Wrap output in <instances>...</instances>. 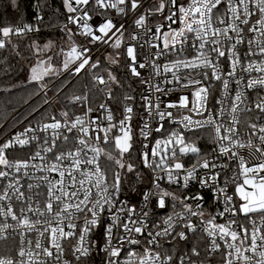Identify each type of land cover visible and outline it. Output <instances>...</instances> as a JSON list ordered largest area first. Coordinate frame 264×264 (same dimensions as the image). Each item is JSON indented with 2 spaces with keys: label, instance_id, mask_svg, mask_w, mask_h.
Listing matches in <instances>:
<instances>
[{
  "label": "snow or ice",
  "instance_id": "1",
  "mask_svg": "<svg viewBox=\"0 0 264 264\" xmlns=\"http://www.w3.org/2000/svg\"><path fill=\"white\" fill-rule=\"evenodd\" d=\"M99 6L103 7H113L115 8L117 4L125 5L126 0H117V4L107 5L104 0H96ZM185 0H161L159 8L153 9L149 12V15H155L156 12H163L166 8L168 9V15L166 20L169 22L167 27L168 31L162 32V24L155 26L154 31L152 29H146V31L152 32L150 39L145 41L151 48H155V57H162L169 54L175 55L177 58L171 63H166L163 65V72L170 73L171 79L167 76L164 78L163 85L160 83H153L155 77L161 75L160 64L157 60L151 61V67L154 72L150 73L148 79L141 77V72L138 69H145L148 65V58L146 57L145 62H139L137 60V52L134 46H126V58L131 59V64L126 66L130 69L133 76L141 77L142 83H147L149 85V92L152 94L159 93L160 95H155V103L152 99V95H141V100L146 102V111L148 117L158 121L156 126H150L149 120L141 118L143 124L139 129V135L149 143L144 144L142 142V148L140 152L142 154L143 163L145 167H151L155 171L160 169L164 171L167 176V181L169 185L179 184L178 177L181 172H185L183 175L184 186L187 187L191 180L198 179L197 169L203 167L207 171L203 173V178H199V183L201 187L208 188L213 184L216 187L213 189L214 194L218 201L222 200L224 205L223 212L219 213V216L223 217L226 213L230 214L233 219H230L227 224H216L214 223L215 217L206 221L207 227L205 231L208 236L213 237L212 250L216 251L219 245L215 243V237L219 235V239L224 240L225 237H231L232 241H236L238 237V232L232 227L236 224L235 219L239 214H244L246 217H250V214L259 213L260 222L257 225L255 219H252V232H251V250L255 253L258 247V241H260L259 246H264V234H260L261 230L264 229V136L260 137V145L256 146L251 141L247 145L235 140V131L233 128H224L223 124H220L217 119H214L217 115L223 116L228 109L225 107L229 99V86L231 80L235 79L237 92L235 98L232 99V112L235 113L240 109L239 105L244 101V94L240 91L241 80L237 79V67L239 66L241 71L251 73L252 71L264 72V65L256 64L249 60L248 66L245 68L241 62V57L237 56L238 45L244 42V36L241 35L243 30L239 28L237 21L240 24L249 25V17L253 15L250 10V5L254 4V7L258 9L262 17H264V0H227V8L222 14V17H228L231 22L227 23L226 27L220 28L215 27L212 23V15L214 10L219 12L220 6L225 4V0H192L188 7L184 6ZM64 4L67 8L68 13H81L80 15H70L68 17V23L76 24L77 27H82L83 31L81 34L89 39L91 43L96 44L97 42L103 45L111 46L115 49L121 47V38L124 31L127 29L123 24L116 27L111 19L107 21H100L99 27L96 34L93 32L92 27L88 23L90 18L88 13L83 10L82 6L90 4V0H64ZM140 7L137 0H130V8L133 12H136ZM178 9V12H177ZM119 12L124 13L125 8H119ZM179 13V14H178ZM229 13L231 14L229 16ZM198 17V18H197ZM145 15H140L139 18L135 19L134 23L137 27H142L145 24ZM220 24H225V19L221 18L217 21ZM179 23L182 25L178 30L172 28L171 25ZM257 24H264V19L257 21ZM229 29L235 32L236 42L229 46V42L232 40V36L229 35ZM31 30V29H28ZM12 29L4 27L0 29L4 37H9L12 34ZM23 30L16 29V34H20ZM71 32V30H69ZM250 32L261 31L253 25L248 29ZM195 33L192 37L189 34ZM157 34H160L159 36ZM261 36L264 37V31H261ZM132 39L136 40L137 36H133ZM163 41V46L158 47L153 43L155 40ZM191 41V44H189ZM5 46V42L0 40V48ZM210 46V47H209ZM191 47L196 55L189 58L186 55L187 48ZM257 47L258 52L253 51V41L248 40V51L245 53L243 59H248L249 57L264 55V40L258 42ZM63 51V50H62ZM92 49L87 46H81L79 50L77 47L73 46L70 52L67 53L68 59L65 60L64 69H69L70 64H75L74 69L71 71L74 75H78L82 70L95 69L99 66V61L93 62L91 60ZM215 55V60L211 57ZM184 58L181 59L180 57ZM221 58L230 62L231 70L228 71L227 77L223 78L221 75ZM117 63V61H114ZM138 65V67H137ZM208 69H211V74H209ZM32 80H40L43 75L47 74V70L42 74H37V70L33 69ZM111 76V73L109 74ZM93 79L98 83H107L103 78L98 76H93ZM115 80V77H112ZM215 79L216 81H221L223 83L224 93L221 99L217 100V104L221 105L219 112L211 110L206 107L209 100V88H211V83L208 86H204V81H211ZM167 85H172V87H167ZM258 86H264V77L259 79L250 80L247 84V88L255 89ZM154 89V93H153ZM191 89V95L189 96L187 91L181 90ZM170 93H180L177 96H171L168 102L161 99V96H168ZM84 97H75L74 102L77 100H86ZM129 99H134L129 97ZM256 107L264 112V102L257 104ZM100 108L107 110L106 105H100ZM170 109L181 111L184 110L190 115H182L179 120L176 119ZM89 112L92 109L88 110ZM125 116L118 123L113 122V115L110 111L106 117L101 119L97 117L90 121V123L95 124V132H104V143H113L115 148L119 151L121 159L116 160V163L121 169L124 168L122 163V158L125 153H128L133 147V128L130 124L132 120L133 107L126 106ZM207 112V118L205 119H193L192 116H203ZM67 116V113L63 114ZM107 120L108 126L101 127L104 120ZM236 117L233 116V120ZM67 123V122H66ZM177 124L182 125L185 131H191L194 129H199L202 127H211L215 125L216 142L218 147V155L216 158L228 155L229 160L233 163L238 161V171L233 170V174L230 178H225L223 184L219 183V171H214L217 168L221 170L228 165H217L212 160L204 159L201 164L199 161L194 163L190 168H186L185 164L181 162L180 157L185 156L189 153L200 154V150L193 146L191 143L186 142L184 134L177 131H169L167 137L164 136L166 131V125L175 127ZM80 125V131L83 136L77 139V147L74 150H68L65 152H60L54 155V160L52 163L47 162V155L54 152V150L59 146L56 141L60 136L58 131L64 125L60 121H55L44 125V131L49 128L53 130L52 137H44L43 144L40 145L41 151L45 155H41V151H38L35 156L30 159L34 160L39 157L42 160L41 165L29 164L28 162H19L15 165L5 158L4 150L9 147L8 144L0 146V165H5L8 168L15 167L16 171L19 172L22 168L28 169L29 167L35 168L39 172L52 173L56 172L59 175L58 180L49 179L48 175L42 177H29V179H40L43 184L47 185L48 203L46 205L48 209V214H45L40 210L39 206L33 210L31 207L27 209L28 212H32L33 215L37 217L35 221L31 219L30 216L26 214V210L22 207L20 209V216H17L13 212L11 204H9L5 210L3 206H0V215L5 217L11 216L13 220L17 221V226L26 228L28 232L38 231L39 238L36 240V248L40 251L36 253L33 257L31 250L29 249L27 255L30 257L31 264H37V257L43 253L44 255L51 257L53 252L42 244L41 238L48 239L46 233L51 232L50 243L51 245L62 254L63 249L61 248L60 239L61 237H72L75 234V229L78 227L76 220L79 219V213H85L83 226L80 229V242L83 244L86 242L89 232L94 226H102V215L107 214V218L110 221L105 228V239L107 241L104 251L108 252L109 258L107 264H135V260L139 258L140 264H148L149 259L156 261L160 257L150 256V249L145 247V255L140 258L139 253L135 249L141 245H154L157 243V237L169 236L175 234L174 220L177 224L184 218L190 216H196L197 211L195 208L200 207V201L203 197H185L182 201L184 208L186 209L183 213H175L174 215H169L167 219L163 221L164 225L167 227L163 230H158L154 235L148 230L146 224V218L149 216L148 211H144L148 208L149 202L152 200V193L150 191H145L141 193L143 196L142 207L138 211L134 206L130 207L126 200L120 198V173L117 172L115 175L114 183L109 186L106 182V175L101 172L98 165V157L103 151L102 148L98 146L99 136H89V127L85 126V121L82 117H76L75 121L72 122L71 127L68 131L71 132L73 128ZM253 128L256 127L255 124L252 125ZM223 128L224 132L231 133V135H224L221 132ZM118 130L119 135H115L114 141L109 140L108 133L113 130ZM31 129H26L25 133H21L16 137V142L23 145L28 143V140L21 139V136L26 135ZM260 132L264 133V127L260 128ZM157 135L160 138H157ZM87 137V139L85 138ZM30 139H37V137L32 136ZM49 139L52 143L49 147ZM94 139L97 141V146H92L89 144V140ZM155 143H151L152 140ZM227 141V144L223 143ZM68 137L65 136L63 139L64 144H67ZM247 147L249 149L248 157L246 158L238 150ZM217 149H213V153H216ZM92 153V155H89ZM111 158V157H110ZM172 160L173 163L169 164L168 161ZM88 165L89 167H84ZM133 165H128V171H133ZM9 173L0 171V177H7ZM28 173L25 172V176ZM241 178L243 182L241 183ZM157 180H162L163 177L157 176ZM17 185H19V180L13 183H9L4 194L0 195V202L4 200L11 201L12 197L9 195L8 190L18 191ZM234 185V193L229 195L230 186ZM41 184H29L28 189L31 191L33 188L41 187ZM248 186L251 191L246 190ZM69 188L74 190L69 191ZM156 188L159 190V194L156 202L153 205L152 211L155 208L164 209L167 207V197H172L173 200L176 199L173 193L166 190L160 189V184H156ZM95 189V191H93ZM58 193V194H57ZM39 195V193H37ZM239 197V203L237 206V201L235 197ZM82 197V198H81ZM16 199L21 202H25L24 193H20ZM28 199H32L29 197ZM188 199H194L198 201L194 206H190L186 201ZM89 205H91L89 207ZM54 206H62L60 212H53ZM90 214V218H89ZM202 215V213H201ZM66 222L69 231H65L64 225ZM37 225L42 226L38 228ZM159 227L158 225H154ZM13 227L7 223H4L0 227V239H6L7 237L3 235L4 230ZM189 231H195V227L189 223L186 225ZM243 229L245 235L242 237V242L246 243L248 236V227L246 225H239ZM114 236L116 240L114 242ZM180 239H186L185 233L180 232L178 234ZM141 237H146L142 239ZM25 241L31 245L32 241L27 239L26 236L21 234V248L19 255L24 257L26 251L23 247ZM131 245L132 249H128L127 246ZM226 246L229 249H234L237 259L241 257L240 248L236 247L235 244L227 243ZM77 252L81 255H86L88 249L77 248ZM127 252L126 259L122 260V256ZM194 255H199L195 249H193ZM232 252H229V256ZM261 257H264V251L259 252ZM59 258V257H57ZM79 259V257H77ZM171 258L169 257V260ZM244 261H248V256H243ZM0 264H17V262L11 258L5 259L0 258ZM19 264H25V261L21 260ZM39 264H46V261H39ZM164 264H168V261H164ZM228 264H233L232 260L228 261ZM259 264H264V260L260 261Z\"/></svg>",
  "mask_w": 264,
  "mask_h": 264
},
{
  "label": "built area",
  "instance_id": "2",
  "mask_svg": "<svg viewBox=\"0 0 264 264\" xmlns=\"http://www.w3.org/2000/svg\"><path fill=\"white\" fill-rule=\"evenodd\" d=\"M140 4V7L137 9L136 12H133L130 8V0H126L125 5L117 4V0H104V3L107 5L117 4L115 8L113 7H103L99 6L96 3V0H90V4L86 6H82L83 10L86 11L89 15L88 23L92 27L94 33L99 34L97 29L99 27L100 21H107L111 19L116 27H119L121 24L125 26L127 29L124 31L123 36L121 38V47L119 49H115L108 45H101L100 43L93 44L90 42L89 39H86L82 33V27H77L76 24L68 23V17L70 15H80L81 13H68L67 8L65 6L67 12V18L65 21L66 27V38L74 43V46L77 47V50L81 48V46H87L92 49L91 52V60L93 62L99 61V66L95 69H88L87 72L91 73V88H86L81 95H73L70 98L71 103L78 104V109H70L66 110L60 115L51 114L47 117L46 120L41 122H32L26 123L25 121H18L16 123H10L6 127H2L0 129V146L8 144L4 150L5 158L11 161L14 165L19 162H28L30 165H41L43 162L42 160L37 157L36 159H30L32 156L38 151H41L40 145L43 144L44 137L47 136L49 138L52 137L53 130L49 128L47 131H44V125L53 123L55 121H60L62 125H64L58 131L60 132V136L57 139L56 143L59 145L53 153L47 155V162L52 163L54 160V155L59 154L60 152H67L68 150H74L78 145L76 143L77 139L83 136V133L80 131V125H77L76 128H73L71 132L68 131V128L71 127L72 122L75 121L76 117H82L85 121V126L89 127V136H99L98 146L103 149L98 157V165L101 170L106 175V182L109 186H111L115 178L112 179L111 176L108 174L107 168L104 163V159L108 155L114 156V154H118L120 156L119 151L115 148L114 142L113 143H104V132H95V124L90 123L93 119L100 117L103 119L107 116L108 111H110L113 115V122L118 123L122 120L125 116V107L131 106L133 107L132 120L130 124L133 128V147L130 149L128 153H125L124 156L128 155H137V159L148 176V180L145 185L138 191L137 194L133 198L123 196L121 192L119 196L121 199L126 200L130 207H135L138 211L142 207L143 203V196L141 193L145 191H150L152 193V200L149 202L148 208H145L144 211L149 212V216L146 218V224L148 226V230L152 232L154 235L158 230H163V228L167 227L164 225L163 221L167 219L169 215H174L175 213H183L186 209L183 206L182 201L185 197H196L200 196L203 197V200L200 201V207L195 208L194 210L197 211L196 216H190L188 218L182 219L178 224L174 220V228L175 234L169 236H162L157 237V243L154 245H139L135 251L139 253V257L142 258L145 255L144 249L148 247L150 249V256H159L160 259L153 261L149 259L148 264H164V261H168V264H228L229 260L233 261V264H259L260 261L264 260V257L259 255V252L264 251V246H259L260 241H258V247L256 252L254 253L251 250V232H252V219H255L257 225L260 222V214L253 213L250 214V217H246L244 214H239L235 217L237 223L233 224L232 227L237 230L238 232V239L236 241H232L231 237H225L224 240L219 239V235L215 237V243L219 245L218 250L213 251V237L208 236L205 228L207 227L206 221L213 219L215 217L214 223L216 224H227L230 219H233L230 214L226 213L225 216H219L220 212H223L224 205L222 200L218 201L216 195L214 194L213 189L216 185H212L211 187L204 188L200 186L199 178H203V173L207 170L203 167L197 169L198 179L191 180L187 187L184 186L183 175L186 174L185 172H181V175L178 177L179 184L169 185L167 181V176L164 171L160 169H156L155 171L151 167H145L143 163L142 154L140 149L142 148V142L144 144L149 143L148 140H145L143 137L139 135V129L143 124L142 117L144 119H148L150 126H156L158 124L157 120L151 119L148 117V113L146 111V102L141 100V95H152V99L155 103V95H160L159 93L152 94L149 92V85L147 83L141 82V77L144 79H148L150 73L154 72V69L151 67V61L157 60L160 64V71L161 75L155 77L153 83H160L163 85L164 78L167 76L168 79H171L170 73L163 72V65L166 63H171L177 57L173 54H169L162 57H155L154 55H150V53H154L156 51L155 48H151L145 41L150 39L152 32L146 31V29H152L154 31L155 26L158 24H162L163 31H168V21L166 20V16L168 15V9L166 8L162 13L156 12L155 15H149V12L153 9L159 8V4L161 0H137ZM192 0H185L184 6L188 7L191 4ZM235 2V0H234ZM119 8H125V12L121 13L118 11ZM227 8V0H225V4L220 6L219 12L214 10L212 15V23L215 27H226L227 23H230L231 20L228 17H222V14L225 12ZM250 10L252 11L253 15L249 17L250 23L249 25L240 24L237 21L239 28L243 30L241 35L244 36V42L238 45L237 56L241 57V62L243 66L246 68L248 66L249 60L256 64L264 65V55H258L249 57L248 59H243L245 53L248 51V40L251 39L253 41V51L258 52L259 49L257 44L259 41L264 40V37L261 36V31H264V24H257V21L264 19L261 16L258 9L254 7V4L250 5ZM178 12V9H177ZM179 14V13H178ZM140 15H145V24L142 27H137L134 23L135 19L139 18ZM231 14L229 13V16ZM198 18V17H197ZM225 19V24H220L217 21L219 19ZM253 25H256L258 29L261 31H248ZM172 28H176L177 30L182 27L179 23L171 25ZM16 29H22L24 31L28 29H34L31 25L26 26H17L12 28L11 35H20L16 34ZM71 30V32L69 31ZM29 31V30H28ZM137 36V39H132L133 36ZM158 36L160 34H157ZM190 36L194 37L195 33L189 34ZM229 35L232 36L231 42H229V46L232 43L236 42V34L235 32L229 29ZM8 37H4L1 33L0 40L7 39ZM158 47L163 46L162 39L153 41ZM191 44V41H189ZM132 45L135 47L137 52V60L139 62H145L146 57L148 58V67L145 69H138L141 72V77L133 76L130 69L126 66L127 64H131V59L126 58V46ZM210 47V46H209ZM70 51L67 46H65L64 51ZM186 55L191 58L192 56L196 55L195 51L191 48H187ZM181 59L184 57L181 56ZM215 60V55L211 57ZM117 61V63H114ZM103 66V68H101ZM75 64L69 67L66 72H72L71 70L74 69ZM138 67V65H137ZM221 75L223 78H228L227 73L231 70L230 62L221 58ZM83 71V70H82ZM81 71V72H82ZM209 74H211V69H208ZM65 72V73H66ZM73 73V72H72ZM111 73V76L109 75ZM98 76L103 78L107 83H98L96 80L93 79V76ZM123 77V81L122 80ZM115 77V80L112 79ZM241 80V87L240 91L244 94V101L239 105V111L233 113L231 108L232 99L235 98L237 92V86L235 79L231 80L229 86V99L225 105L228 109L224 113L223 116L217 115L214 119H217L220 124L224 125V128L231 127L235 131V136L233 137L235 140L244 143L245 145L251 141L254 145H260V137L264 136V133L260 132V128L264 127V112H261L256 105L264 102V86H258L255 89L247 88V84L250 80L259 79L264 77V72L259 71H252L251 73L241 71L240 67H237V79ZM211 83V88H209V100L208 104L206 105L207 108L219 112L221 105L217 104V100L221 99L224 93L223 83L221 81H216L212 79L211 81H204V86H208ZM167 87H172V85H167ZM128 89L129 92L126 91ZM49 85L44 87L42 92H48ZM187 91L188 95H191V89L188 90H181ZM154 93V89H153ZM180 93H170L168 96H161V99L165 102H168L171 96H177ZM86 96V100H77L74 102L75 97H84ZM132 97L134 99H129ZM56 95L49 97L48 103H55ZM100 105H106L107 110L100 108ZM92 109L91 112L88 110ZM177 120L181 118L182 115H190V113L181 110L176 111L170 109ZM67 113V116L63 114ZM208 113L205 112L203 116H195L193 115L192 118L195 119H205L207 118ZM233 116L236 117L233 120ZM67 122V123H66ZM255 124L256 127L253 128L252 125ZM108 122L105 119L101 127H107ZM1 128V127H0ZM26 129H31L26 135L21 136V139L28 140L29 142L26 144H19L16 142V137L19 136L21 133H25ZM169 131H177L184 134L186 142L191 143L193 146H196L200 150V154H187L185 156L180 157L182 163L185 164L186 168H190L194 163L198 161L202 164L204 159L212 160L217 165H228V167L217 168L214 171H219V183L222 185L225 178H230L233 174V170L238 171V161L233 163L229 160L228 155H225L220 158H216L218 155V147L216 142V133H215V125L211 127H202L199 129H194L191 131H185L182 125L177 124L175 127H171L166 125V131L164 132V136L167 137ZM222 134L224 135H231V133L224 132L223 128L221 129ZM118 130H113L108 133L109 140L114 141L115 135H119ZM32 136L37 137V139H30ZM68 137L67 144L62 143L64 137ZM87 139V137H85ZM157 138H160L157 135ZM89 144L92 146H97V141L94 139H90ZM51 139H49L48 146H51ZM151 143H155L153 139ZM223 143L227 144V141ZM216 148L217 152L213 153V149ZM242 155L246 158L249 154V149L247 147L238 150ZM41 155H45L43 151H41ZM92 155V153H89ZM169 164H172L173 161L169 160ZM84 167H89L85 165ZM0 171H4L9 173L7 177H0V195L4 194L7 185L9 183L15 184L17 180H19V185H17L18 191L8 190L9 195H11V201L7 199L0 202V206H3L6 210L7 206L11 204L13 208V212L15 215L20 216V209L23 207L26 210V214L31 217L33 221L37 219L32 212H28L27 209L31 207L35 210L38 206L41 211L45 214H48V209L46 207L48 203V194H47V185L43 184V181L40 179H29V177H42L44 175H48L49 179L58 180L59 175L56 172L52 173H43L37 171L35 168L29 167L28 169H21L19 172L16 171L15 167L8 168L5 165H0ZM25 172L28 173L25 176ZM161 176L163 177L162 180H157L156 177ZM241 183L243 182V178H241ZM160 184V189L166 190L171 192L176 197L175 200L172 197H167V207L164 209H159L158 207L155 208V211H152L153 205L157 200L159 190L156 188V184ZM29 184H41V187L33 188L31 191L28 189ZM246 190L251 191V188L245 186ZM235 186L232 185L229 188V195L234 193ZM74 189L69 188V191ZM95 191V189H93ZM24 193L25 202L18 201L16 197L20 193ZM39 193V195H37ZM133 193V192H132ZM58 194V193H57ZM32 197V199H28ZM82 198V197H81ZM237 201V206L242 201H239V197H235ZM190 206H194L198 201L194 199H188L186 201ZM91 205H89L90 207ZM62 206H54L53 212H60ZM202 213V215H201ZM79 219L75 222L77 223L78 227L75 229V234L72 237H61L60 244L61 248L63 249L62 254L58 252L50 243V236L51 232L49 230L46 233L48 239L41 238L42 244L45 247H48L52 252L53 256L48 257L41 253L39 257H37V264L39 261L43 260L46 261V264H73L74 261L79 259H86L91 258L94 256L99 255L103 259V264H107L109 254L108 252L104 251V247L107 243L105 239V228L107 227L108 223L110 222L107 218V214L102 215V226H94L92 230L89 232L86 242L81 244L80 242V229L83 226V220L85 213L78 214ZM90 218V214H89ZM4 223L12 225L6 230H4L3 235H5L6 239H0V258L5 259H13L19 264L21 260L25 261V264H31L30 257L27 255L28 250L30 249L32 252L33 257H35L36 253L40 250L36 248V240L39 238L38 231L28 232L26 228H22L21 226H17V221L13 220L11 216L5 217L0 215V227L3 226ZM191 223L195 227V231H189L186 227ZM246 225L248 227V239L246 243L242 242V237H244L245 233L239 225ZM154 225H158L159 227H155ZM65 231H69L67 228V224L65 222L64 225ZM38 228H41V225H37ZM180 232H184L186 239H180L178 234ZM21 234L27 237L32 241L31 245L25 241L23 247L26 251V255L21 257L19 255V251L21 248ZM260 234H264V229L261 230ZM142 239L146 237H141ZM114 242L116 237L114 236ZM227 243L235 244L236 247L240 248L241 257L237 259L236 253L234 249H229L226 246ZM86 248L88 249L86 255H81L80 252H77V248ZM128 249H132L131 245L127 246ZM193 249L199 253V255L193 254ZM229 252H232V255L229 256ZM243 256H248L249 260L244 261ZM59 257V258H57ZM79 257V259H77ZM127 252L124 253L122 256V260L126 259ZM169 257L171 258L169 260ZM135 264H140L139 258L135 260Z\"/></svg>",
  "mask_w": 264,
  "mask_h": 264
},
{
  "label": "trees",
  "instance_id": "3",
  "mask_svg": "<svg viewBox=\"0 0 264 264\" xmlns=\"http://www.w3.org/2000/svg\"><path fill=\"white\" fill-rule=\"evenodd\" d=\"M66 18L64 0H0V29L20 25L34 28L20 35H10L4 39L5 46L0 48V127L3 124L6 127L15 120L41 122L51 114L60 115L66 110L79 108L78 104L70 102V98L91 88V73L86 70L78 75L64 72L45 76L47 81L42 85L27 81L29 70L39 55L46 56L52 65L61 63ZM48 85L49 91L42 92ZM126 91L129 92L128 89ZM53 95L57 100L48 103ZM118 159H121L118 154L105 157L108 174L114 179L119 172L121 194L133 198L145 185L148 176L137 155L123 156V169L116 163ZM129 164L134 168L131 172L128 171ZM73 264H103V259L97 255L76 260Z\"/></svg>",
  "mask_w": 264,
  "mask_h": 264
},
{
  "label": "rangeland",
  "instance_id": "4",
  "mask_svg": "<svg viewBox=\"0 0 264 264\" xmlns=\"http://www.w3.org/2000/svg\"><path fill=\"white\" fill-rule=\"evenodd\" d=\"M64 45L67 46L69 49H71L73 46H74V43L70 40H68L66 38V40L64 41ZM70 52V51H64L63 53V57H62V61L61 63L58 65V66H55V65H52L49 60L47 59V57L45 56H41L39 55L37 58H36V61L35 63L31 66L30 70H29V73H28V77H27V81L28 82H32V81H35L37 82L39 85H42L45 83V81L47 80H44V77L45 76H52L54 74H57V73H64L66 72V69H64V63H65V60L68 59L67 57V53ZM73 64H70V66H72ZM33 69H36L37 70V74H42L45 72V70H47V74L46 75H43V78L40 79V80H32V76H33ZM18 121L15 120L14 123H16ZM6 124H3L1 126L0 129H3L2 127H4Z\"/></svg>",
  "mask_w": 264,
  "mask_h": 264
}]
</instances>
